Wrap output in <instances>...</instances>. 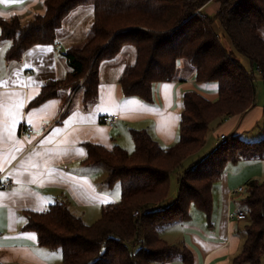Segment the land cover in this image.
I'll list each match as a JSON object with an SVG mask.
<instances>
[{"label": "trees", "instance_id": "obj_1", "mask_svg": "<svg viewBox=\"0 0 264 264\" xmlns=\"http://www.w3.org/2000/svg\"><path fill=\"white\" fill-rule=\"evenodd\" d=\"M209 1L45 0V12L25 22L17 16L0 17V38L11 40L8 59H20L35 44L54 43L72 10L92 6L93 21L84 40L64 52L70 71L62 80L47 82L35 103L55 95L62 83L81 88L84 101L93 100L100 64L127 45L136 53L134 63L119 77L128 96L152 101L153 85L174 80L181 60L194 68L197 82L217 84L215 100L195 89L184 93L179 136L170 146H161L146 129H132V152L118 145L108 149L86 144L84 163L104 165L108 170L105 181L108 185L120 183L121 197L103 205L92 223L72 213L65 200L28 212L26 227L37 232L40 245L61 248L60 264H155L174 256L191 264V249L162 238L158 228L190 220L192 206L203 211L211 223L213 185L227 164L264 158V124L257 141L230 134L179 175L177 197L163 206L171 174L204 146L212 123L252 108L256 80L264 82V0H214L218 9L206 14L202 8ZM218 23L234 49L249 59L250 69L241 64L234 50L223 45ZM238 201L246 212V235L233 262L262 264L264 179L248 180Z\"/></svg>", "mask_w": 264, "mask_h": 264}, {"label": "crops", "instance_id": "obj_2", "mask_svg": "<svg viewBox=\"0 0 264 264\" xmlns=\"http://www.w3.org/2000/svg\"><path fill=\"white\" fill-rule=\"evenodd\" d=\"M85 7L75 8L65 19L78 13L80 20L74 27L66 30L64 21L54 43L35 44L20 59H8L11 40L0 38V179H12L11 187L0 186V264L61 263V250L40 245L37 232L26 227L29 211H42L51 203L65 200L72 213L91 222L99 218L103 205L117 202V196L110 191L113 185L105 181L107 168L102 164L84 163L87 143L108 149L118 145L132 152L135 148L132 129H146L161 146H170L179 136L184 93L195 89L210 100L218 97L215 84L200 90L206 83L197 82L194 68L183 60L174 80L153 85L152 101L126 95L119 77L136 57L134 47L127 45L114 58L100 64L98 91L93 100L84 101L81 88L62 83L55 95L35 103L47 82L62 80L70 71L64 52L80 44L92 24L84 33L78 32L83 23L80 12ZM218 7V2L210 0L202 11L213 14ZM44 12L45 0H0L2 18L17 16L25 22ZM76 34H80L78 40ZM263 94L264 90L256 89V103L252 108L212 123L204 146L188 158L195 157L209 141H214L213 145L191 163L212 151L219 143L215 140L222 136H241L261 126ZM110 114L120 116L113 126L101 122L103 115ZM24 123L34 128L29 138L20 132ZM33 141L35 145L27 147ZM250 179H257L253 170L245 168L232 173L227 164L212 189V221L208 223L209 228L215 229L214 239L185 229L191 243L186 240L182 245L186 244L193 253L191 264H234L246 235V224L241 228V222L246 220L233 216L245 210L238 201L240 195L232 191ZM216 202H219L217 212ZM185 222L186 228L193 227L189 224L191 218ZM180 263L185 264L172 258L163 264Z\"/></svg>", "mask_w": 264, "mask_h": 264}, {"label": "rangeland", "instance_id": "obj_3", "mask_svg": "<svg viewBox=\"0 0 264 264\" xmlns=\"http://www.w3.org/2000/svg\"><path fill=\"white\" fill-rule=\"evenodd\" d=\"M89 12V13H88ZM83 13V14H82ZM78 13H76V15L74 14L72 17H70L69 19H67V21H65L64 26L66 27V30H68V28L70 27H74L77 22L80 20L78 19ZM80 14L83 15V23L80 24V29L78 30L79 33H84V31L88 30L89 25L92 23L93 20V9L92 6H87L83 9L82 12H80ZM217 32L220 35V38L222 40L223 45L227 48L229 47L231 50H234L236 57L239 59V61L241 62V64L246 68V69H250V62L249 59L244 56L243 54H240L237 50L234 49L230 39L227 37L225 31L223 30V28L221 27V25L218 23L217 24ZM80 34H76L75 37L78 40V36ZM182 61V60H181ZM184 61V60H183ZM180 63V62H179ZM179 67V66H178ZM257 72V71H256ZM206 84L203 86L204 88H200L201 91H204L205 88L207 89V87H210L212 85L210 84H216V82L211 81V82H205ZM200 86V85H198ZM199 88V87H198ZM260 90H264V82L260 79L257 78L256 80V89ZM210 95V94H208ZM264 97V94H263ZM264 122L261 123V126H255V128H253L251 131H247L243 134H241L240 138L245 140V141H257L262 137V130L261 127L263 126ZM218 141L219 140H215ZM214 141H209V143H207V145L204 147V149L202 151H200L198 154L201 155L203 154V152L209 150L211 148V146L213 145ZM209 153V151L207 152ZM198 154H196V156L194 157H190L187 158L182 166L175 170L171 176H170V189H169V193L168 196L166 198V200L163 203V206H168L170 205L175 198L177 197L179 191H178V174L182 173L185 169H188L193 163L192 160H194ZM251 169L253 170L254 174L256 175L257 179H264V158L262 159H249V160H240L238 163H228V169L230 171H232V173L235 171H239L242 172L244 169ZM263 168V169H261ZM242 186L246 188V184L245 182L242 183ZM217 188V185H216ZM112 194H114L115 196H117V201H119L120 197H121V186L120 183L115 182L112 186V189L110 190ZM241 195V194H238ZM219 206V202H216V205L214 206L217 212ZM235 208V209H234ZM234 210H237L235 205H234ZM242 209H244V207L242 206ZM190 215H191V222L189 223L190 225H192L193 227L191 228H186L184 226L185 221L183 220H178L175 221L173 223H167L165 225H162L158 228V234L163 237L166 238L167 240L173 242V243H177L179 245H182V243H185L186 240H189V235L187 230L190 229V231H195L200 233L203 237H205L206 239H214L213 238V233L215 232V229H211L209 228V223H208V219H207V215L197 209L196 207L192 206L190 209ZM86 223H91L95 220H91V222L89 220H84ZM212 221V218H211ZM244 224H246V221H242L241 222V228H244ZM187 229V230H185ZM191 243V242H190ZM59 250H61V248H59ZM62 252V250H61ZM174 259L180 261V257L179 256H174ZM182 261V260H181ZM165 261H156L155 264H163ZM181 264V263H180Z\"/></svg>", "mask_w": 264, "mask_h": 264}, {"label": "built area", "instance_id": "obj_4", "mask_svg": "<svg viewBox=\"0 0 264 264\" xmlns=\"http://www.w3.org/2000/svg\"><path fill=\"white\" fill-rule=\"evenodd\" d=\"M256 70H258V68ZM119 118H120L119 114L103 115L101 117V122L108 126H113L114 124L117 123ZM20 132L24 137L29 138L33 135L34 128L32 125L24 123L21 126ZM221 139L223 140L224 136H222ZM34 145H35V141L28 143L27 147H32ZM11 185H12V179L10 177H6L4 180L0 179V186L9 188L11 187ZM245 192H246V188L243 186H239L232 191L233 194H242ZM233 216L237 219H244L246 217V212L241 210L236 212Z\"/></svg>", "mask_w": 264, "mask_h": 264}]
</instances>
